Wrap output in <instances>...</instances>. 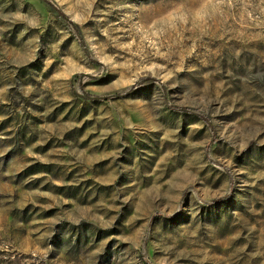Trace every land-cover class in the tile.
<instances>
[{
    "label": "rangeland",
    "instance_id": "rangeland-1",
    "mask_svg": "<svg viewBox=\"0 0 264 264\" xmlns=\"http://www.w3.org/2000/svg\"><path fill=\"white\" fill-rule=\"evenodd\" d=\"M0 264H264V0H0Z\"/></svg>",
    "mask_w": 264,
    "mask_h": 264
}]
</instances>
